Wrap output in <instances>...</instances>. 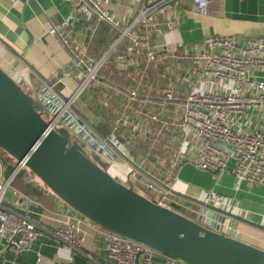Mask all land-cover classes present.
Masks as SVG:
<instances>
[{
  "label": "crops",
  "instance_id": "0c3cea01",
  "mask_svg": "<svg viewBox=\"0 0 264 264\" xmlns=\"http://www.w3.org/2000/svg\"><path fill=\"white\" fill-rule=\"evenodd\" d=\"M76 1L0 0V68L32 98L33 105L47 119L56 112L59 102L46 84L53 83L57 90L66 94L77 81L72 58L60 40L51 36L48 30L58 27L69 44L81 49L77 52L83 50L94 59L112 41L111 37L118 34L116 27L128 23L141 5L157 0H98L100 9L116 27L105 20L96 22L91 14L75 9ZM150 17L147 33L158 52L179 54L181 48L200 44L209 36H232L242 41L264 34V0H208L205 15L193 13L190 0H171L158 7ZM126 43V39L118 42V53L125 52ZM113 61L103 67L101 76L122 86L128 81L127 74L119 71L122 65ZM184 63L183 59L171 61L173 68ZM173 83L179 94L184 93L185 89L175 78ZM106 92L107 109H98L93 102L95 99L89 97L90 93L80 96L75 108L82 112V104L90 99L93 111L102 114L97 128L104 122L103 115L107 116L108 121L102 129L106 135H115L125 147V154L145 172L144 179L137 175L128 176L130 169L123 163L104 161L101 157L103 149L94 151L97 145L94 136L90 137L72 115L64 113L59 116L55 128H64L68 139L76 142L86 156L95 158L112 177L145 197L152 199L155 193L152 187H147V178L156 179L171 193L164 199V206L210 230L264 250V187L235 181L230 167L214 172L194 167L191 156L195 145L191 136L182 142H173L166 132L156 130L155 124H150L144 131H136L128 123H117L118 113L114 109L120 111L124 108V96L114 91ZM157 93L151 94L154 97ZM124 110L122 112L127 114L128 109ZM133 116L128 115L130 121ZM231 126L237 128L233 122ZM95 132L104 135L98 129ZM7 161L0 160L3 174L4 167L9 165ZM21 179L29 193L11 186L19 197L16 196L14 202L16 194L8 190L2 204L27 211L36 224L37 233L29 247L20 253L0 241V264H120L108 258L99 226L88 219L81 227L82 243L69 249L54 231L62 214L77 213L30 173L24 171ZM167 258L157 252L152 257V264L166 263Z\"/></svg>",
  "mask_w": 264,
  "mask_h": 264
},
{
  "label": "built area",
  "instance_id": "2783aa9c",
  "mask_svg": "<svg viewBox=\"0 0 264 264\" xmlns=\"http://www.w3.org/2000/svg\"><path fill=\"white\" fill-rule=\"evenodd\" d=\"M169 1L143 4L128 23L116 27L100 9L98 0H77L75 9L91 14L96 22L105 20L119 30L94 59L83 50L77 52L81 49L69 44L58 27L48 30L66 48L77 78L74 87L66 94L57 90L53 83L46 84L59 102L51 117L54 118L53 127L62 114L72 115L90 137L94 136L97 141L94 151L103 149L101 157L104 161L123 163L130 169L128 176L137 175L144 179L145 172L125 154V147L115 135L95 132L101 114L90 107V99L82 104V112L75 108L77 99L90 93L89 97L95 99L93 102L98 109H107L106 91H114L125 99L122 110L114 109L118 113L117 123H128L136 131H144L150 124H155L156 130L166 132L173 142H182L191 136L195 145L191 156L194 167L211 172L230 167L235 181L264 187V34L242 41L232 36H209L200 44L181 48L179 54L158 52L147 33L150 16ZM207 8L208 0H190L193 13L205 15ZM122 39L127 41L125 52L118 53L116 45ZM177 59H183L185 63L173 68L171 61ZM112 60L114 64L122 65L119 71L127 74L128 81L122 86L101 76L103 67ZM150 69L153 71L149 72ZM173 78L185 89L184 93L177 92ZM152 92L158 93L153 97ZM125 108L127 114L122 112ZM130 114L134 117L132 121L128 117ZM231 122L237 128H232ZM2 168L0 163V241L20 253L29 247L37 228L27 211L2 204L8 190L16 194L14 202L15 197H19L10 184L15 174L10 171L4 175ZM147 179V187L155 190L152 200L165 205L164 199L171 194L170 191L160 186L156 179ZM85 220L78 213H64L54 235L69 249H75L83 241L81 227ZM99 232L108 258L114 262L152 264V257L157 252L149 246L100 226ZM163 264L186 263L168 257Z\"/></svg>",
  "mask_w": 264,
  "mask_h": 264
},
{
  "label": "water",
  "instance_id": "95a60500",
  "mask_svg": "<svg viewBox=\"0 0 264 264\" xmlns=\"http://www.w3.org/2000/svg\"><path fill=\"white\" fill-rule=\"evenodd\" d=\"M0 68V149L74 212L186 264H264V250L225 236L118 181L53 127Z\"/></svg>",
  "mask_w": 264,
  "mask_h": 264
},
{
  "label": "trees",
  "instance_id": "16d2710c",
  "mask_svg": "<svg viewBox=\"0 0 264 264\" xmlns=\"http://www.w3.org/2000/svg\"><path fill=\"white\" fill-rule=\"evenodd\" d=\"M34 108H35L36 111L39 112L38 108H37L35 105H34ZM40 115H41L45 120H48L46 117H44L43 114L40 113ZM101 115H102V114H101ZM103 117H104V122H102L101 127H98L97 129H98V131H99L100 133L106 135V134H105L106 131H105L104 128L102 129V126H103V124H104V126H105V124L107 123L108 119H107V116H104V115H103ZM69 141H71V140L69 139ZM87 157H88V156H87ZM89 158H90V157H89ZM90 159H91V158H90ZM92 160H93V159H92ZM11 169H12V166H11V165L5 166V167H4V175H7V174L11 171ZM23 172H24L23 168L19 169V170L15 173V175L13 176V178H12L10 184H11L12 187H15L16 189L20 190L21 192H24V193L27 194V193H29V190H27V188H26V187H27L26 184H25V183L23 182V180L21 179V175H22Z\"/></svg>",
  "mask_w": 264,
  "mask_h": 264
},
{
  "label": "rangeland",
  "instance_id": "374dc122",
  "mask_svg": "<svg viewBox=\"0 0 264 264\" xmlns=\"http://www.w3.org/2000/svg\"><path fill=\"white\" fill-rule=\"evenodd\" d=\"M91 159H93L94 162H96L99 166H101L99 164V161H97L95 158H93L92 156L88 155ZM4 159H8L7 162H9V165H11L12 167L14 166V160L12 157H10L7 153H5L4 151L0 150V160L4 161ZM23 170L26 172V173H30L26 168L23 167ZM31 174V173H30ZM32 175V174H31ZM34 176V175H33ZM35 177V176H34ZM2 200H6V197L5 195L3 196Z\"/></svg>",
  "mask_w": 264,
  "mask_h": 264
}]
</instances>
